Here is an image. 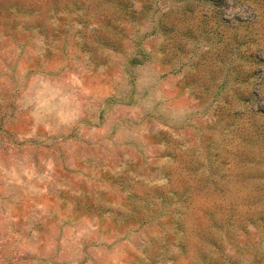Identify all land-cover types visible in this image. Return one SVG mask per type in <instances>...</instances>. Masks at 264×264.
<instances>
[{
    "label": "rangeland",
    "instance_id": "374dc122",
    "mask_svg": "<svg viewBox=\"0 0 264 264\" xmlns=\"http://www.w3.org/2000/svg\"><path fill=\"white\" fill-rule=\"evenodd\" d=\"M0 264H264V0H0Z\"/></svg>",
    "mask_w": 264,
    "mask_h": 264
}]
</instances>
